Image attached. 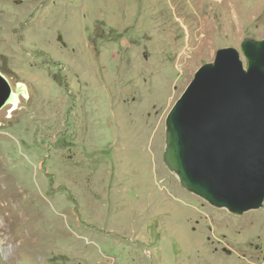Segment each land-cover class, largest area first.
I'll list each match as a JSON object with an SVG mask.
<instances>
[{
  "label": "rangeland",
  "instance_id": "374dc122",
  "mask_svg": "<svg viewBox=\"0 0 264 264\" xmlns=\"http://www.w3.org/2000/svg\"><path fill=\"white\" fill-rule=\"evenodd\" d=\"M246 37L264 0H0L28 91L0 111V264H264V205L215 207L164 162L174 103Z\"/></svg>",
  "mask_w": 264,
  "mask_h": 264
},
{
  "label": "water",
  "instance_id": "95a60500",
  "mask_svg": "<svg viewBox=\"0 0 264 264\" xmlns=\"http://www.w3.org/2000/svg\"><path fill=\"white\" fill-rule=\"evenodd\" d=\"M221 47L166 118L164 162L183 187L237 215L264 205V38ZM0 69V111L14 105Z\"/></svg>",
  "mask_w": 264,
  "mask_h": 264
},
{
  "label": "bare ground",
  "instance_id": "6f19581e",
  "mask_svg": "<svg viewBox=\"0 0 264 264\" xmlns=\"http://www.w3.org/2000/svg\"><path fill=\"white\" fill-rule=\"evenodd\" d=\"M26 88H27V85L25 83H21L19 85V87H18L19 90L15 91L16 92V98H15L16 101L14 103V106H16L17 103L19 102V93L20 92H23L25 95L28 94V91H27ZM0 199L3 200V199H6V198L0 194ZM0 211H1V207H0ZM11 218H12V214L11 213H9V214H7V213H1L0 214V229L3 228V227H5L8 222H14V220H13L14 218H12V220H11Z\"/></svg>",
  "mask_w": 264,
  "mask_h": 264
},
{
  "label": "flooded vegetation",
  "instance_id": "af4514ba",
  "mask_svg": "<svg viewBox=\"0 0 264 264\" xmlns=\"http://www.w3.org/2000/svg\"><path fill=\"white\" fill-rule=\"evenodd\" d=\"M20 84H21V83H19V84L17 83V84H15V85L13 84V85L15 86V90H16V91L19 90L18 87H19Z\"/></svg>",
  "mask_w": 264,
  "mask_h": 264
}]
</instances>
